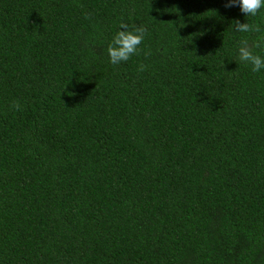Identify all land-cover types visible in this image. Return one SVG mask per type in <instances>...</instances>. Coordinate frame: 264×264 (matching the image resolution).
I'll list each match as a JSON object with an SVG mask.
<instances>
[{
  "label": "trees",
  "instance_id": "1",
  "mask_svg": "<svg viewBox=\"0 0 264 264\" xmlns=\"http://www.w3.org/2000/svg\"><path fill=\"white\" fill-rule=\"evenodd\" d=\"M225 3L0 0V264H264V8Z\"/></svg>",
  "mask_w": 264,
  "mask_h": 264
},
{
  "label": "clouds",
  "instance_id": "2",
  "mask_svg": "<svg viewBox=\"0 0 264 264\" xmlns=\"http://www.w3.org/2000/svg\"><path fill=\"white\" fill-rule=\"evenodd\" d=\"M238 6L241 12L246 16L255 17L257 13L264 8V0H226L225 7ZM233 31L237 33H257L260 34L256 40L247 38L241 39L237 48V60L244 65H251L253 72H259L264 69V57L255 53L254 49L264 46V29L258 24L250 22L241 23L239 20L233 21ZM147 34L146 27L142 25H132L121 22L120 30L113 36L109 43L107 52L110 63L119 65L121 62L128 61L132 56L139 55ZM146 52L145 55H150ZM146 65L141 64L138 71L146 70ZM20 104L18 101L10 105V110L19 111Z\"/></svg>",
  "mask_w": 264,
  "mask_h": 264
}]
</instances>
